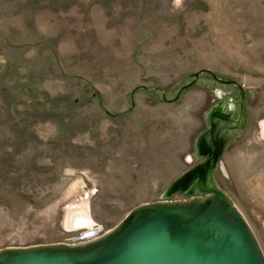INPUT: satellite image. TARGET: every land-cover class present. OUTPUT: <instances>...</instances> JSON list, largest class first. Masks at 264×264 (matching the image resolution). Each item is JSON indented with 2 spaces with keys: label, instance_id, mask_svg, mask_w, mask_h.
<instances>
[{
  "label": "rangeland",
  "instance_id": "1",
  "mask_svg": "<svg viewBox=\"0 0 264 264\" xmlns=\"http://www.w3.org/2000/svg\"><path fill=\"white\" fill-rule=\"evenodd\" d=\"M207 71L245 93L212 180L264 254V0H0V250L86 242L81 204L97 238L159 201L215 91L239 112Z\"/></svg>",
  "mask_w": 264,
  "mask_h": 264
},
{
  "label": "water",
  "instance_id": "2",
  "mask_svg": "<svg viewBox=\"0 0 264 264\" xmlns=\"http://www.w3.org/2000/svg\"><path fill=\"white\" fill-rule=\"evenodd\" d=\"M207 73L238 89L239 112L223 91H215L218 102L205 115L207 129L195 140L199 162L171 182L159 201L132 209L97 238L93 226L82 234L88 239L83 243L1 249L0 264H264L250 226L212 180L232 132L244 128L245 93L237 82ZM198 76L192 75L191 84ZM177 196L183 200L172 201ZM87 222L93 225L88 215Z\"/></svg>",
  "mask_w": 264,
  "mask_h": 264
},
{
  "label": "bare ground",
  "instance_id": "3",
  "mask_svg": "<svg viewBox=\"0 0 264 264\" xmlns=\"http://www.w3.org/2000/svg\"><path fill=\"white\" fill-rule=\"evenodd\" d=\"M264 134V122L262 123ZM87 204H81L69 209L64 218V226L69 231H77L81 229L91 230L94 225L87 222Z\"/></svg>",
  "mask_w": 264,
  "mask_h": 264
}]
</instances>
